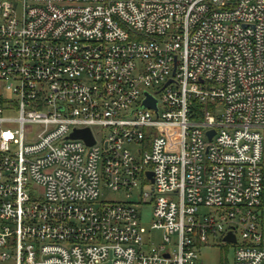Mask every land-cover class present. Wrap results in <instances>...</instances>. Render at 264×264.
<instances>
[{
	"label": "built area",
	"instance_id": "obj_1",
	"mask_svg": "<svg viewBox=\"0 0 264 264\" xmlns=\"http://www.w3.org/2000/svg\"><path fill=\"white\" fill-rule=\"evenodd\" d=\"M218 243L264 264V0H0V264Z\"/></svg>",
	"mask_w": 264,
	"mask_h": 264
},
{
	"label": "rangeland",
	"instance_id": "obj_2",
	"mask_svg": "<svg viewBox=\"0 0 264 264\" xmlns=\"http://www.w3.org/2000/svg\"><path fill=\"white\" fill-rule=\"evenodd\" d=\"M38 130L37 126H34V131ZM138 147V145L136 146ZM149 190V187L145 188ZM140 193V186L136 187L132 194L137 197ZM126 198V192H117L102 189L100 200H123ZM152 206L147 205L142 209L141 220L143 225L147 228H150L151 219H152ZM153 235L159 236L160 231L156 230L153 232ZM237 237L239 241L241 240L240 231L237 232ZM234 245H226L224 243H218L216 245H210L202 247L199 252V263L198 264H233L234 254H235ZM1 263V260H0Z\"/></svg>",
	"mask_w": 264,
	"mask_h": 264
},
{
	"label": "water",
	"instance_id": "obj_3",
	"mask_svg": "<svg viewBox=\"0 0 264 264\" xmlns=\"http://www.w3.org/2000/svg\"><path fill=\"white\" fill-rule=\"evenodd\" d=\"M157 101L150 95H148L147 99L143 102V107H153L156 108ZM209 137L211 138L214 134L213 131L209 132ZM71 138H82L86 141L88 145H92L94 143V139L91 133L90 129H81V130H76L74 133L71 134ZM149 177L152 176V173L150 172ZM153 181V179H152ZM225 240L227 241H232L235 242L236 238L233 233H229L226 237Z\"/></svg>",
	"mask_w": 264,
	"mask_h": 264
}]
</instances>
